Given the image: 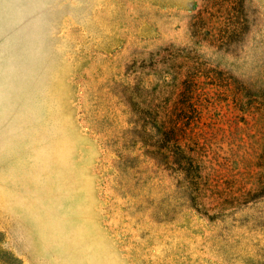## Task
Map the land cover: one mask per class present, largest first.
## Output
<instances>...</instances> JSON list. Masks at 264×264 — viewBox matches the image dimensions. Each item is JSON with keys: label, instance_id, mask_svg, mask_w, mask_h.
I'll return each mask as SVG.
<instances>
[{"label": "rangeland", "instance_id": "374dc122", "mask_svg": "<svg viewBox=\"0 0 264 264\" xmlns=\"http://www.w3.org/2000/svg\"><path fill=\"white\" fill-rule=\"evenodd\" d=\"M0 264H264V0H0Z\"/></svg>", "mask_w": 264, "mask_h": 264}]
</instances>
